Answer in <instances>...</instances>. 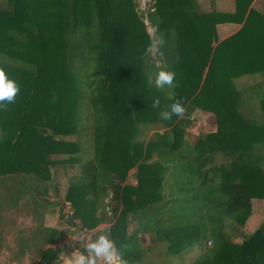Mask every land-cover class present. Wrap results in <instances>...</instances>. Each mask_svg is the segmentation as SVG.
<instances>
[{"label": "trees", "instance_id": "16d2710c", "mask_svg": "<svg viewBox=\"0 0 264 264\" xmlns=\"http://www.w3.org/2000/svg\"><path fill=\"white\" fill-rule=\"evenodd\" d=\"M253 1L221 12L199 0H0V67L19 89L0 108V184L34 205L45 239L36 264H63L62 242L93 230L74 240L79 249L88 255L109 232L127 264L164 248L198 250L190 264H264V221L246 233L264 200V124L243 115L235 84L264 73V12ZM224 22L243 25L219 40ZM157 62L176 73L175 88L147 84ZM169 91L185 114L162 121L152 103H171ZM199 112L216 125L203 128Z\"/></svg>", "mask_w": 264, "mask_h": 264}, {"label": "crops", "instance_id": "0c3cea01", "mask_svg": "<svg viewBox=\"0 0 264 264\" xmlns=\"http://www.w3.org/2000/svg\"><path fill=\"white\" fill-rule=\"evenodd\" d=\"M199 2L205 11L216 9L221 12H234L236 9V0H199ZM252 6L260 12H264V0H254ZM242 25V23L237 22L219 23L217 25L219 40L235 34ZM9 188L11 187L0 184V264H36L43 252L42 242L45 239L42 237L44 240L37 243L35 233L36 225L37 223L39 225V222L35 220L34 205H30L29 202H25L22 199L11 198L9 200V194L12 196L17 193L9 191ZM56 218L57 210L55 209V211L45 215L43 224L48 227L53 226L56 223ZM99 227L106 230L108 224L101 223ZM257 227L253 228L252 231ZM134 228V225L131 224L129 230L132 232ZM93 231H90V233L78 232L77 235L69 236L62 242L64 249H67L68 246L73 247V251L67 255L68 261L65 264L71 263L72 257L76 256V252H81L79 244L74 243V240L87 238L85 242H89L94 233ZM106 233L108 236L109 232ZM148 240L149 238L146 236L145 244H148ZM64 249L62 255L64 254ZM114 250L118 253L115 248ZM82 255L84 254L82 253ZM117 257L119 259L117 264H123L121 253H118ZM98 263L101 264L99 259Z\"/></svg>", "mask_w": 264, "mask_h": 264}, {"label": "rangeland", "instance_id": "374dc122", "mask_svg": "<svg viewBox=\"0 0 264 264\" xmlns=\"http://www.w3.org/2000/svg\"><path fill=\"white\" fill-rule=\"evenodd\" d=\"M149 1L150 0H140L141 7L144 8L146 5L149 4ZM149 29H150V33H153V28L150 27ZM235 84L243 92V100L241 104V112L243 113V115L251 122L264 124V113L261 108V101L264 99V73H253V74L237 77L235 79ZM197 116L202 121L201 126L203 128H208L209 125L215 126L217 123L216 116L210 112H199ZM142 128H144V125ZM148 130L149 131L147 134L149 135L152 133V131L151 129ZM77 138L82 141L83 148L86 153L85 158H89L90 155L92 154V138L90 136L86 124L82 125L80 135H78ZM131 173H133V171ZM130 178L131 181H134L132 175ZM263 221H264V200L255 199L254 213L252 218L249 220L248 224L246 225L247 226L246 233L252 232L253 228L259 226ZM86 235L88 236V234ZM237 240H241V239H237ZM82 241H87V238H84V240L82 239ZM72 248H73L72 246H68L67 249H64L65 251L63 254L64 255L63 264H65V262L68 261L67 255L73 251ZM81 252H76L75 257H79L80 255H82L83 252L82 253ZM83 254L87 256L85 253ZM198 254H199L198 250H193L182 257V256H176L166 251L165 248L159 250L146 249L144 251V258L141 264H190L198 256ZM99 261L101 264H105V261L102 258L99 259ZM117 262L119 263V259L116 255V264ZM70 264H72V261Z\"/></svg>", "mask_w": 264, "mask_h": 264}, {"label": "clouds", "instance_id": "9594fccd", "mask_svg": "<svg viewBox=\"0 0 264 264\" xmlns=\"http://www.w3.org/2000/svg\"><path fill=\"white\" fill-rule=\"evenodd\" d=\"M155 67L158 71L148 75L147 84L151 86L155 83L158 89L175 88L176 73L167 67H161L157 62ZM19 89L14 80L8 78L4 67H0V108L6 110L5 101L14 102ZM167 99L172 101L161 107V100L156 97L153 100L152 107L159 109V117L162 121H171L173 116L183 117L185 107L180 98H176L174 92L166 93ZM88 255H80L72 257V264H97L98 259H103L105 264H116V252L110 239L104 235L99 236L95 241L90 243L87 248Z\"/></svg>", "mask_w": 264, "mask_h": 264}, {"label": "water", "instance_id": "95a60500", "mask_svg": "<svg viewBox=\"0 0 264 264\" xmlns=\"http://www.w3.org/2000/svg\"><path fill=\"white\" fill-rule=\"evenodd\" d=\"M108 238L110 239L111 242H113L112 240V237H111V234L108 233ZM117 252L120 254L121 252L119 250H117ZM123 264H126V261L125 260H122Z\"/></svg>", "mask_w": 264, "mask_h": 264}, {"label": "built area", "instance_id": "2783aa9c", "mask_svg": "<svg viewBox=\"0 0 264 264\" xmlns=\"http://www.w3.org/2000/svg\"><path fill=\"white\" fill-rule=\"evenodd\" d=\"M211 242V241H210Z\"/></svg>", "mask_w": 264, "mask_h": 264}]
</instances>
